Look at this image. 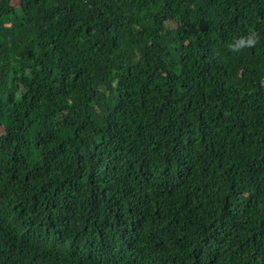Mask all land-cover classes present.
<instances>
[{"label": "trees", "instance_id": "obj_1", "mask_svg": "<svg viewBox=\"0 0 264 264\" xmlns=\"http://www.w3.org/2000/svg\"><path fill=\"white\" fill-rule=\"evenodd\" d=\"M0 264H264V0H0Z\"/></svg>", "mask_w": 264, "mask_h": 264}, {"label": "clouds", "instance_id": "obj_2", "mask_svg": "<svg viewBox=\"0 0 264 264\" xmlns=\"http://www.w3.org/2000/svg\"><path fill=\"white\" fill-rule=\"evenodd\" d=\"M254 43H255V41L250 37H241L240 39H238L234 43L230 44L229 48L231 49V51L236 53V52H240L244 47H247V46L252 45Z\"/></svg>", "mask_w": 264, "mask_h": 264}]
</instances>
